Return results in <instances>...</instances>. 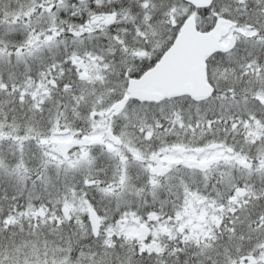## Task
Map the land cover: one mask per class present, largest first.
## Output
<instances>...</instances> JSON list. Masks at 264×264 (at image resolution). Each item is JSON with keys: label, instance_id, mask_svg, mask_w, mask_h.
Segmentation results:
<instances>
[{"label": "snow or ice", "instance_id": "6c2138e0", "mask_svg": "<svg viewBox=\"0 0 264 264\" xmlns=\"http://www.w3.org/2000/svg\"><path fill=\"white\" fill-rule=\"evenodd\" d=\"M0 264H264V0H0Z\"/></svg>", "mask_w": 264, "mask_h": 264}]
</instances>
